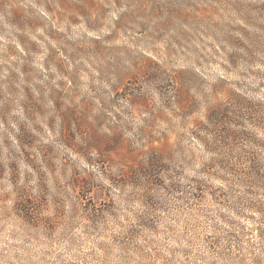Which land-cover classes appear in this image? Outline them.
<instances>
[{"label": "rangeland", "instance_id": "obj_1", "mask_svg": "<svg viewBox=\"0 0 264 264\" xmlns=\"http://www.w3.org/2000/svg\"><path fill=\"white\" fill-rule=\"evenodd\" d=\"M0 264H264V0H0Z\"/></svg>", "mask_w": 264, "mask_h": 264}, {"label": "trees", "instance_id": "obj_2", "mask_svg": "<svg viewBox=\"0 0 264 264\" xmlns=\"http://www.w3.org/2000/svg\"><path fill=\"white\" fill-rule=\"evenodd\" d=\"M232 170H234V169H229L228 171H225L224 170V172H225V174H231V173H233L232 172ZM206 171H208V173H211L212 172V170H211V167H207V169H206ZM251 171L254 173V174H259V173H261L260 171H259V169H257V166L254 164L253 165V167L251 168ZM228 172V173H227ZM220 179L222 180V181H224V182H226V180H225V176H220ZM219 190V189H218ZM221 192V191H220ZM221 194H219L218 192H214L213 193V196H215V197H219Z\"/></svg>", "mask_w": 264, "mask_h": 264}]
</instances>
